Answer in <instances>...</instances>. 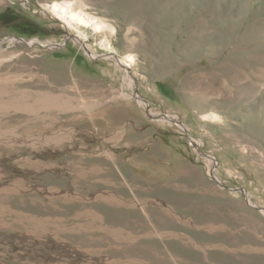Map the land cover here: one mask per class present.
<instances>
[{
    "label": "rangeland",
    "instance_id": "rangeland-1",
    "mask_svg": "<svg viewBox=\"0 0 264 264\" xmlns=\"http://www.w3.org/2000/svg\"><path fill=\"white\" fill-rule=\"evenodd\" d=\"M0 264H264V0H0Z\"/></svg>",
    "mask_w": 264,
    "mask_h": 264
},
{
    "label": "bare ground",
    "instance_id": "bare-ground-1",
    "mask_svg": "<svg viewBox=\"0 0 264 264\" xmlns=\"http://www.w3.org/2000/svg\"><path fill=\"white\" fill-rule=\"evenodd\" d=\"M51 10L57 15H59V17L62 19L63 23L65 24V26L73 27V24L75 23H82L87 26H92L96 30L113 31V28L110 25L108 26L104 24L99 19L92 17V16H88L84 14L83 12H78V13L74 12L71 10V8L64 6L62 4L55 3L53 6H51ZM85 38H86V35H84L82 39H85ZM104 42L107 48H109V41L105 39Z\"/></svg>",
    "mask_w": 264,
    "mask_h": 264
},
{
    "label": "water",
    "instance_id": "water-1",
    "mask_svg": "<svg viewBox=\"0 0 264 264\" xmlns=\"http://www.w3.org/2000/svg\"><path fill=\"white\" fill-rule=\"evenodd\" d=\"M229 189V188H228ZM229 190H232V191H235V190H233V189H229ZM237 191V190H236ZM239 191H241V192H243L244 193V190H239Z\"/></svg>",
    "mask_w": 264,
    "mask_h": 264
}]
</instances>
